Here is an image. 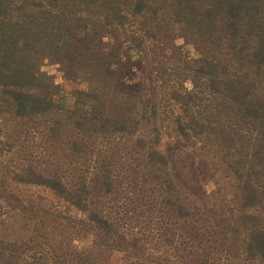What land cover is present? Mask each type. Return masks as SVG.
<instances>
[{
	"label": "trees",
	"instance_id": "16d2710c",
	"mask_svg": "<svg viewBox=\"0 0 264 264\" xmlns=\"http://www.w3.org/2000/svg\"><path fill=\"white\" fill-rule=\"evenodd\" d=\"M18 2L0 0V94L14 118L32 121L21 133L34 143L17 150L23 141L0 120V264H108L114 251L125 264H264V98L255 99L257 86L264 91V0L174 2L177 21L219 32L192 88L178 94L183 112L216 99L225 119L219 129L212 114L202 122L178 115L165 153L134 138L128 117L105 114L100 87L79 90L83 110L50 116L58 86L30 56L74 58L80 19L59 0ZM148 3L131 0V12ZM184 154L190 166L179 164ZM198 172L216 189L205 190ZM11 219L16 237L2 234Z\"/></svg>",
	"mask_w": 264,
	"mask_h": 264
},
{
	"label": "rangeland",
	"instance_id": "374dc122",
	"mask_svg": "<svg viewBox=\"0 0 264 264\" xmlns=\"http://www.w3.org/2000/svg\"><path fill=\"white\" fill-rule=\"evenodd\" d=\"M18 1L19 5L23 3V0ZM175 1L148 0L149 7L140 13H132L131 0H98L93 4L79 3L81 0H59L63 10L73 9L76 18L80 19L75 23L77 54L71 58L58 53L59 56L44 60L32 54L28 60L33 69L38 67L50 75L58 86L54 97L58 111L50 116H59L66 110H83L85 106L81 102H88V98L80 94L79 90L89 91L100 87L97 104L103 105L105 114L109 118L122 120L128 117L125 123L126 126L134 127L133 137L143 139L147 146H154L162 153L177 138L175 128L178 115L183 116L184 122L192 118L202 122L205 113L212 114L210 118L219 122L212 123L213 126L220 129L225 116H219L222 110L220 107L216 110V99L208 103L212 104L213 109L203 106L200 100L189 109L187 115L178 99V94L192 88V81H196L194 70L204 54L208 56L210 49L219 41V36L215 40L219 32L211 26L206 29L189 17L184 19L183 16L180 22L177 21L178 18L174 16ZM195 3L209 6L210 0H196ZM62 56L70 62L67 72L63 71L66 64L62 63ZM261 77H258L259 80ZM255 90V99L263 100L261 86ZM0 107L1 126L5 134L7 132L14 138L20 137L24 147L17 145V150L29 147L33 135L21 132L31 127L32 121L14 118L1 99V94ZM192 158V155L184 154L179 164L190 166ZM197 175L205 190L216 189L214 181L209 180L206 174L198 172ZM219 185L224 186L222 181ZM20 187L23 192L53 199L44 187ZM17 222L18 219L16 223L14 219L9 220L7 230H3L2 234L18 236L17 229L13 230L9 226ZM71 232V228L64 231L61 239L66 242ZM122 256L121 252L114 251L108 264H125Z\"/></svg>",
	"mask_w": 264,
	"mask_h": 264
}]
</instances>
